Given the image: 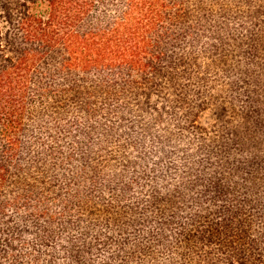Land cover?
I'll list each match as a JSON object with an SVG mask.
<instances>
[{
  "label": "trees",
  "instance_id": "trees-1",
  "mask_svg": "<svg viewBox=\"0 0 264 264\" xmlns=\"http://www.w3.org/2000/svg\"><path fill=\"white\" fill-rule=\"evenodd\" d=\"M0 264H264V0H0Z\"/></svg>",
  "mask_w": 264,
  "mask_h": 264
}]
</instances>
